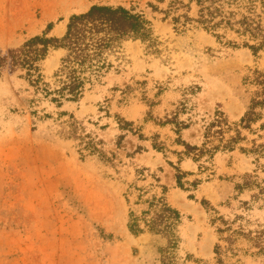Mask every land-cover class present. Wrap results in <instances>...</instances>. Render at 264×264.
<instances>
[{"label":"rangeland","instance_id":"374dc122","mask_svg":"<svg viewBox=\"0 0 264 264\" xmlns=\"http://www.w3.org/2000/svg\"><path fill=\"white\" fill-rule=\"evenodd\" d=\"M168 1L0 0L1 48L18 46L48 24L52 25L49 35L59 37L71 14L93 4L142 12L159 42L158 51L150 52L140 41H128L117 71L109 72L77 103L57 109L40 102L35 109H44L49 114L45 119L31 114L32 90L19 77L21 72L0 80V264H151L155 253L147 246L149 235L133 237L126 228L125 193L135 194L132 187L157 195L159 184L167 188V202L184 216L179 254L191 256L184 264H199V260L213 264L217 234L212 217L231 220L241 215L244 219L235 225L240 221L249 229L264 226V201L251 197L256 190L234 188L245 174L257 176L264 187V157L257 163L238 150L218 153L212 162L213 174L197 188L182 190L167 163L176 164L172 151L182 147L173 143L176 135L170 125L157 124L185 97L191 110L180 120L190 118L193 124L181 132V138L190 144L199 143L201 120L215 110L229 121L239 120L246 106L241 77L249 69H264V53L254 56L247 48L217 43L200 28L175 32L170 19H163V13L148 5L164 9ZM62 53L49 51L41 64L44 76L56 69ZM192 86L199 89L189 95ZM59 111L73 116L84 132L101 140V149L114 155L112 163L95 156L81 159L77 140L66 135L68 116L58 117ZM117 117L140 128L146 139L120 130ZM155 134L170 152L152 149ZM259 134V141H264V130ZM138 146L144 150L136 153ZM180 168L196 173L188 181L205 177L188 158L180 162ZM202 200L216 213L207 210ZM237 247L241 250L225 264H264L261 256L250 254L254 249L245 240L240 239Z\"/></svg>","mask_w":264,"mask_h":264},{"label":"trees","instance_id":"16d2710c","mask_svg":"<svg viewBox=\"0 0 264 264\" xmlns=\"http://www.w3.org/2000/svg\"><path fill=\"white\" fill-rule=\"evenodd\" d=\"M148 5L153 11L163 13V19L169 18L177 33H183L192 27L200 28L217 43L231 48H247L254 56L264 53V0H169L164 9H159L152 3ZM51 28L52 25L48 24L40 34L25 39L18 46L0 47V80L5 75L21 72L19 77L32 90L29 106L34 109L31 114L39 119L49 118V114L43 112L44 109H35L40 102H47L57 109L65 103H77L87 90L101 84L109 72L117 71V64L124 57V46L128 41L138 40L150 52L158 51L159 42L153 33L151 21L142 12L121 5L93 4L82 13L71 14L59 37L49 35ZM56 49L63 53L56 69L46 77L42 73L41 64L49 51ZM241 86L246 97L242 116L237 121H229L222 111L215 110L212 116L201 120V139L198 144H190L181 138V132L193 124L190 118L180 120L181 115L191 110L187 97L166 114L163 121L158 120V125L172 127L176 135L173 143L182 147L180 151H172L178 158L176 164L167 162L174 170L178 188H197L212 175V162L218 153L238 150L253 157L257 163L264 157V141H259L262 139L259 132L264 130V69H249L241 77ZM198 89L197 86H192L187 94H195ZM39 112L43 113L39 115ZM66 115V135L67 138L77 140L80 158L95 156L97 160L111 164L114 155H107L101 149V140L84 132L73 116L64 111L57 112L58 117ZM117 124L120 130L136 134L138 139H146L140 133V128H135L132 122L117 117ZM122 138L123 136L118 137L120 141ZM151 147L163 154L170 152L157 134L152 137ZM143 150L138 146L136 153ZM184 158L195 163L197 173H205V177L186 180L196 173L180 168V162ZM158 170L161 171L160 168ZM153 178L159 181V177ZM242 180V183L235 185L236 190L255 189L252 199L264 201V187L257 176L245 174ZM159 187V195L149 194L145 189L135 187H132L135 194L131 190L125 193L128 206L126 228L133 237L145 233L149 235L147 246L155 253L151 264H184L191 259L188 253L184 257L179 254L183 241L181 227L184 216L167 202V188L161 184ZM132 194L133 198L130 200L129 196ZM192 197L189 195V198ZM243 203L247 205L246 202ZM201 204L216 213L204 200ZM243 219L241 215H236L231 220L221 215L210 219L212 225L216 224L217 234V242L213 246V264H225L230 255L241 250L237 247L240 239L254 249L250 252L251 255L261 256L264 260V226L245 228L240 222ZM236 220L240 221L235 225ZM221 241L224 242L223 245L220 244ZM197 263L209 264L201 260Z\"/></svg>","mask_w":264,"mask_h":264}]
</instances>
